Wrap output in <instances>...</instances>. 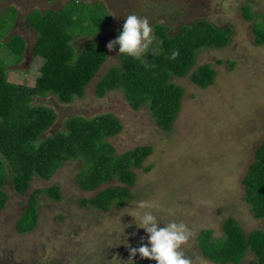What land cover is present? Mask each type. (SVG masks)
<instances>
[{"label": "rangeland", "instance_id": "obj_1", "mask_svg": "<svg viewBox=\"0 0 264 264\" xmlns=\"http://www.w3.org/2000/svg\"><path fill=\"white\" fill-rule=\"evenodd\" d=\"M62 1L71 0H0V20L9 21L13 27L14 19L19 20L16 6L26 15L36 8L45 10L47 5L58 7ZM82 1L90 5L102 1L111 19L102 32L77 36L78 48L91 39L107 48L122 29L126 16L132 14L149 20L153 37L158 23L170 26L171 33H176L184 24L203 18L219 27H232V43L198 54L197 66L211 63L217 69L213 85L202 88L190 76L174 79L185 88V94L175 128L169 134L159 127L149 107L135 110L122 91L97 96V83L120 59L118 45L111 51L107 48L108 59L83 96L71 103H61L53 94L37 97V103L56 111L55 129L63 128L71 116L90 118L112 113L123 125L119 134L109 138L117 153L151 145L154 150L144 167L152 168L135 170L136 182L131 188L134 198L109 211L80 204L99 189L80 188L77 161L66 163L50 180L35 178L26 195H19L9 183L5 188L8 201L0 210V264H156L139 253L135 257L130 253V247L138 248L147 242L145 231L136 224L138 217L135 221L130 215L136 212H152L165 223H184L191 234L181 250L190 264H218L202 253L199 235L203 231L212 230L213 239L223 237V226L230 217L238 220L246 233L264 229V219L256 218L246 201L243 184L256 150L264 141V44L256 43L253 21L245 17L244 7L264 15V0ZM19 22L14 32L26 36L28 54L18 62L17 55L3 44L0 58L6 62L11 82L33 86L44 60L34 56L36 32L26 17ZM70 30L78 32L75 25ZM55 184L61 188L62 199L40 193L37 228L18 232L17 222L32 192ZM141 201L149 207L138 209ZM254 258L249 252L241 264H250Z\"/></svg>", "mask_w": 264, "mask_h": 264}, {"label": "trees", "instance_id": "obj_2", "mask_svg": "<svg viewBox=\"0 0 264 264\" xmlns=\"http://www.w3.org/2000/svg\"><path fill=\"white\" fill-rule=\"evenodd\" d=\"M69 2L61 9L36 8L28 15V24L36 31L34 56L44 60L35 85L11 82L6 62L0 58V210L8 201L5 188L9 183L19 195H26L35 178L50 180L66 163L77 161L80 188L99 189L80 204L109 211L134 198L131 188L136 182L135 170L152 168L144 167L154 150L151 145L117 153L109 138L119 134L123 125L112 113L90 118L71 116L63 128L55 129L56 111L36 102L37 97L50 94L61 103H71L83 96L109 56L99 40L91 39L82 48L75 44L77 36L96 35L109 25L111 15L105 12V5L102 1L94 5L81 0ZM244 14L253 21L256 43L263 45L264 15L254 14L249 6L244 7ZM11 25L0 20V46H8L19 62L25 56L27 39L19 33L8 38ZM74 25L78 32L70 30ZM232 30L203 18L184 24L176 33H171L170 26L158 23L154 26V42L145 55L140 59L121 55L97 83L96 94L104 97L110 91H122L135 110L149 107L159 127L169 134L175 128L185 94V88L174 79L190 76L202 88L213 85L217 69L211 63L197 66L198 54L205 49L229 46ZM243 184L255 217L264 219V141L256 150ZM40 193L62 199L58 184L35 189L17 222L18 232L28 233L37 228ZM223 229L224 236L219 239H213L209 229L199 235L205 257L218 264H241L251 252L255 258L250 264H264V229L246 233L233 217L226 220Z\"/></svg>", "mask_w": 264, "mask_h": 264}, {"label": "clouds", "instance_id": "obj_3", "mask_svg": "<svg viewBox=\"0 0 264 264\" xmlns=\"http://www.w3.org/2000/svg\"><path fill=\"white\" fill-rule=\"evenodd\" d=\"M152 32L153 28L147 18L128 15L119 35L107 44V48L111 51L118 45L120 55L140 59L154 42ZM137 207L144 209L149 205L141 201ZM130 215L135 221L138 217L139 223L136 224L145 231L147 239V242L142 243L138 248L130 247L133 257L139 253L141 258L154 260L156 264H190V260L181 250V246L187 242L191 234L184 223L175 221L165 223L152 212L142 214L136 212Z\"/></svg>", "mask_w": 264, "mask_h": 264}, {"label": "crops", "instance_id": "obj_4", "mask_svg": "<svg viewBox=\"0 0 264 264\" xmlns=\"http://www.w3.org/2000/svg\"><path fill=\"white\" fill-rule=\"evenodd\" d=\"M66 4V3H65ZM62 6H63V4H61V5H59L58 7H54V6H50V5H47L46 7H47V9H50V8H58V9H61L62 8ZM4 7H6V6H4ZM18 9H19V13H18V18H19V20L18 21H16L15 19H14V21H13V23H14V26L11 28V34H9L8 35V38L11 36V35H14L15 33H17V32H14V28H15V26H17V25H19V21H20V19L21 18H23V17H26V22L28 23V15L31 13V11H29L28 13H26V15H24V12H22L21 11V9L18 7V6H16ZM1 8H3V7H1ZM20 14V15H19ZM29 27L30 28H32L30 25H29ZM34 31H35V29L34 28H32ZM36 32V31H35ZM23 37H25L26 38V36H24L23 35ZM7 38V39H8ZM5 39V38H4ZM26 49H28V48H26ZM34 57V56H33Z\"/></svg>", "mask_w": 264, "mask_h": 264}, {"label": "flooded vegetation", "instance_id": "obj_5", "mask_svg": "<svg viewBox=\"0 0 264 264\" xmlns=\"http://www.w3.org/2000/svg\"><path fill=\"white\" fill-rule=\"evenodd\" d=\"M66 3H67V2H66ZM61 4H63V5H64L65 3H63V1H62V3H61ZM61 4H60V5H61ZM25 53H26V54H28V51H27V49H26V52H25Z\"/></svg>", "mask_w": 264, "mask_h": 264}]
</instances>
